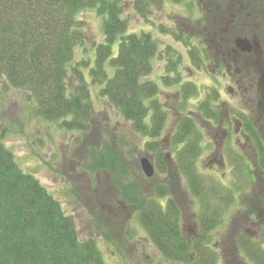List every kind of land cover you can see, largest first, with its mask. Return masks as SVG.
Here are the masks:
<instances>
[{"label":"trees","instance_id":"trees-1","mask_svg":"<svg viewBox=\"0 0 264 264\" xmlns=\"http://www.w3.org/2000/svg\"><path fill=\"white\" fill-rule=\"evenodd\" d=\"M123 1L127 0H0V78L5 76L13 87L28 91L38 114L45 120L82 133L88 132L95 117L91 86H98V96L116 110L128 129L110 130L106 124L105 137L97 146L86 147L89 161L83 167L110 176L120 201L135 209L156 249L167 260L178 264H218V253L208 243L218 219L223 220L224 210H218L231 206L235 196L231 191L219 192L197 170L202 132L196 119L182 109L187 99L199 94L198 87L192 81L182 83L175 66L179 62L171 61L162 78L167 86L178 85L182 98L175 107L180 112L176 130L171 135L169 150H165L161 137L170 118L169 110L159 98V84L147 78L153 71L159 46L149 31L129 32ZM130 1L144 20H148L152 8L162 7L164 2ZM199 5L204 17L194 28L203 25L201 33L206 36L208 46L222 40L228 46L233 27L239 31L238 24L243 22L258 26L264 33V0H200ZM93 7L104 18L105 41L96 45L93 65L91 58L85 57L73 64L77 46L88 37L79 15ZM220 13L225 15L223 20ZM183 34L181 30L180 36ZM117 41L119 48L115 52ZM195 48L191 57L200 70L203 62ZM229 54L232 59L237 57L234 52ZM107 65L114 69L112 76L108 75ZM87 67L90 80L85 73ZM69 71L77 82L74 91L67 82ZM218 99V91L212 89L207 99L198 102V111L206 120L232 126L234 122L223 114ZM238 115L244 119L243 128L259 150L260 162L251 165L241 155L240 161L239 157L235 159L246 169L250 185L258 179L264 184V143L249 115L243 111ZM142 151L154 158L156 171L151 177L141 168ZM180 178L202 208L200 232L193 238L183 231L182 208L174 197V190H181ZM234 184L237 189L239 184ZM239 208L238 214L244 219H262L264 188ZM233 240L238 252L246 254L245 258L254 264H264V241L253 240L245 233ZM238 252L232 257L241 262L245 258ZM0 264H106L96 240L80 239L75 218L64 211L60 201L35 175L19 166L2 135Z\"/></svg>","mask_w":264,"mask_h":264},{"label":"rangeland","instance_id":"rangeland-1","mask_svg":"<svg viewBox=\"0 0 264 264\" xmlns=\"http://www.w3.org/2000/svg\"><path fill=\"white\" fill-rule=\"evenodd\" d=\"M199 2L200 0H164L163 6L152 8L147 16L148 20H144L138 15L133 1L127 0L123 1L124 16L129 22V32L149 31L159 46V52L153 59V71L147 78L159 84L161 90L159 98L169 110L170 118L161 137L165 150H169L171 135L176 130L180 112L175 107L182 98L181 94H178L179 86H167L162 78L167 74V67L171 65V61L179 62L175 66L181 74L182 83L192 81L198 87L199 94L187 99L186 106L181 108L184 114L192 115L196 119L202 132L200 138L202 151L196 162L197 170L206 182L215 184L219 192L231 191L234 193L233 197L235 196L231 206L225 205L218 210L219 212L224 210L223 220L218 219L219 224L211 232L208 244L217 251L218 264H247L245 259L246 261L250 259L244 257L246 254L242 250L238 252V248L233 245V238L245 233L253 237V240L255 238L264 241V213L262 219L257 217L244 219L238 214V209L244 202L254 199L262 191L264 184L258 179L254 185H250L246 169L242 164L238 165L235 157L241 155L246 160L249 155L252 160H247L249 164L254 165L255 155L251 147L243 146L241 151L237 148L235 142L237 134L233 129L236 124L231 126L223 123L227 132L226 137L220 139L223 135L220 124L204 119L197 105L201 99H207L209 91L216 89L219 93L217 103L222 107L223 114L234 121V115L249 110L251 104L248 101H241L228 91L231 80L222 76L225 67L214 73L216 62L214 55L217 50L215 47H208L206 36L201 33L203 25L194 28V24L204 17ZM79 20L88 37L86 36V40L77 46L72 63L85 57L91 58L93 65L96 45L105 41L104 18L98 14L96 7H93L80 13ZM181 30L183 36H180ZM235 37L231 36L233 39ZM118 48L117 41L114 45L115 52ZM194 48L203 62L200 70L191 57V50L194 51ZM107 70L108 75L112 76L114 69L109 66ZM85 73L90 80L89 67ZM67 82L69 89L74 91L77 82L71 71ZM98 89V86H91L95 117L88 132L82 133L63 129L57 122L45 120L38 114L36 102L28 91L13 87L5 76L1 77L0 135L5 145L13 152L19 166L35 175L60 201L64 211L75 218L80 239L96 240L106 264H178L167 260L156 249L135 209L120 201L121 198L113 187L110 176L104 171L89 172L83 167V164L89 161L86 147L89 149L97 146L105 137L106 124H109L110 130L128 129L116 110L98 96ZM216 142L219 143L216 145ZM221 153L223 162L218 165L216 159H220ZM145 154L154 160L149 153L142 151L139 162L140 157ZM179 180L181 190L179 188L174 190V197L182 208L183 231L189 238H193L200 232L202 208L192 196L190 189L184 185V179ZM234 183L239 184L237 189ZM216 203H219V197ZM235 252L245 259L241 262L236 261L232 257ZM247 262L254 264L251 260Z\"/></svg>","mask_w":264,"mask_h":264},{"label":"flooded vegetation","instance_id":"flooded-vegetation-1","mask_svg":"<svg viewBox=\"0 0 264 264\" xmlns=\"http://www.w3.org/2000/svg\"><path fill=\"white\" fill-rule=\"evenodd\" d=\"M245 9H247V6ZM224 16L220 13L222 20ZM238 25L240 26V30L237 31L236 26H234L232 35L248 38L253 44L252 50L250 52L240 51L236 47L235 39L233 38L228 40V46L225 45L224 40H222V43L220 41L215 42L213 46H208L211 48L215 47L217 50L214 55L216 62L213 71L217 73L218 70L225 67L222 76L228 77L231 80L228 91L235 97L240 98L241 101H248L251 104V108L243 112L249 115L250 120L258 130L260 140L264 143V33L259 30L258 26H253L247 22H243L241 25L239 23ZM224 34L225 30L223 29L221 30L222 37H224ZM231 52L237 55L233 60L230 59L229 53ZM231 121L236 124L235 134H237V137L235 142L237 148L241 151L243 146L251 147V151L255 155L254 165L258 164L260 162L259 150L250 135L243 128L244 119L240 115H234V121L232 119ZM219 127L223 129V135L220 137V139H223L226 137L227 131L224 130L223 123ZM218 143L216 142V145ZM218 151L220 152L219 149ZM220 155V159H216V164L218 165H220V162H223V154L221 153ZM246 158L249 161L252 160L249 155Z\"/></svg>","mask_w":264,"mask_h":264},{"label":"water","instance_id":"water-1","mask_svg":"<svg viewBox=\"0 0 264 264\" xmlns=\"http://www.w3.org/2000/svg\"><path fill=\"white\" fill-rule=\"evenodd\" d=\"M235 44L243 52H250L253 48L252 42L245 37H237L235 39ZM140 163L142 170L147 177H151L154 175L155 166L153 161L149 157L147 156L141 157Z\"/></svg>","mask_w":264,"mask_h":264}]
</instances>
